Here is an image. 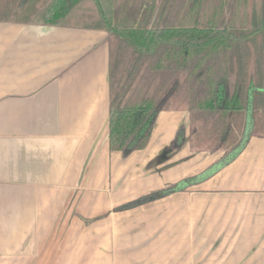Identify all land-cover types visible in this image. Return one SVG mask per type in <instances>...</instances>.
I'll return each mask as SVG.
<instances>
[{
    "label": "crops",
    "instance_id": "obj_1",
    "mask_svg": "<svg viewBox=\"0 0 264 264\" xmlns=\"http://www.w3.org/2000/svg\"><path fill=\"white\" fill-rule=\"evenodd\" d=\"M83 1L0 0V264H82V234L71 232L82 224V171L103 183L120 162L152 159L108 149L113 37L100 25L68 20ZM50 9L61 22L41 19ZM183 112L161 109L146 148L167 145ZM164 162L175 164L155 166L160 184L198 174L177 153ZM213 171L159 198L164 211L143 216L157 218L153 235L133 243L128 236L125 251L153 250L158 264H264V138L248 140ZM118 205L108 207L113 216Z\"/></svg>",
    "mask_w": 264,
    "mask_h": 264
},
{
    "label": "rangeland",
    "instance_id": "obj_2",
    "mask_svg": "<svg viewBox=\"0 0 264 264\" xmlns=\"http://www.w3.org/2000/svg\"><path fill=\"white\" fill-rule=\"evenodd\" d=\"M164 1L113 0L114 24L117 27H142L146 25L151 27L154 22V26L158 27H175L189 24V21L196 13L195 10L193 14H186L188 8V5L185 4L186 0H170L168 3ZM190 1L188 0V2ZM208 1H211L209 11L214 12L217 0ZM251 2L252 0H249V4ZM163 3L164 8L162 7L160 11L158 9L157 15L151 18L154 10L156 11L157 7ZM77 6L76 12L73 13L76 17L72 15L73 18H69V21L73 23H82L83 21L87 24H96L105 28L92 0H84L79 2ZM180 7H183V9H180ZM234 8L230 12L227 10L228 5L225 2L224 15L228 17V14L232 13ZM82 11H84L83 16ZM232 31L235 37H240L249 33L250 27L248 24L236 25L232 28ZM112 37V52L109 64L110 106L111 100L112 104L116 103L120 101L123 94H127L126 96L130 98H136L132 101L138 102L137 100L140 98L158 93V102L163 108L170 107L184 111L183 119L185 122L178 127V130L180 127L183 128L184 133L182 136L187 139L180 151L173 153V155L177 153V157L180 161L182 160V164L189 165V167L199 166L198 174L207 168L211 169L220 157L229 152L230 147L237 142L245 122L250 121L249 130L251 135L248 140L251 144L264 138V91L262 90L264 89V29L249 37L228 41L230 47L224 51L226 53L225 62L227 61V63H225V66L227 67V74L230 76L232 84L240 86L238 93L243 99L241 101L248 100L247 97L252 101L249 103L252 107V118L250 120L247 115L246 119L245 111L243 114H241L242 112H237L239 117H237L236 122H231L233 129L228 135L225 148L214 153L211 151L217 144L219 129L224 127L227 122L219 119L216 115H210L205 110L191 108L192 106H190L191 99L199 101L198 99H202V95H204L202 86L199 83L201 84L206 75L210 74L211 70L207 72L206 66L212 57L206 56L205 59L203 58V60L201 59L202 61L198 62V55L191 52L189 61L177 71L159 70L154 67L157 61L156 55L141 56L123 37L115 33H112ZM218 56L220 60H224L223 55L218 54ZM198 71H201L200 78L202 80H199L197 75H195ZM174 79L177 81L176 88L173 87L176 82ZM167 86L172 87L173 91L167 90ZM130 88L132 91L129 92ZM159 135L160 130L158 128V132H155L154 137H159ZM154 147L150 149L145 147L141 150V153H138L144 155L143 159L152 157L145 165L141 162L133 167L130 164H126V161L123 165L120 162L116 177L113 179L111 176H104V184L101 182V178L97 182L96 178H89L90 171L85 169L82 171V224L81 226H73L71 230L74 234L79 232L82 234V264H158V260L152 257L153 250L140 249V252L135 254L133 252L134 249L128 253L123 247L128 241V236L132 238L133 243L135 236L138 237L137 239H142L143 237L146 239V237L153 235V229L156 226H154L152 220L155 221L157 218L145 220L143 216L146 215L147 217L151 211H153L152 213L159 212L161 214L164 210L161 211V206H158L160 205V199L152 200L155 210L150 207L151 201L145 202V204L139 203L131 207L132 209L129 211L117 209L126 202H133L139 199L140 196L155 189L174 183L160 184L161 182L158 179L160 175H155L154 173L157 167L170 166L175 163H170L173 160L166 163L153 162L152 160L163 148L157 150L158 148ZM251 149H254V146ZM91 150H94L93 147ZM160 157L166 159V154H162ZM121 159L122 156L120 155L119 161H122ZM133 160H135V154ZM133 160L129 159L130 162ZM157 164L159 165L157 166ZM93 166L94 162L86 163L85 168L89 169ZM173 169L171 168L169 171L173 172ZM158 184L160 186L155 187ZM110 205H118L114 209V213L116 212L114 216L118 221L114 223L113 220V224L110 219L114 217L113 211L110 208L108 209ZM115 237L120 240L118 243ZM132 253L134 255L128 258V255ZM134 256L135 258L133 259Z\"/></svg>",
    "mask_w": 264,
    "mask_h": 264
},
{
    "label": "trees",
    "instance_id": "obj_3",
    "mask_svg": "<svg viewBox=\"0 0 264 264\" xmlns=\"http://www.w3.org/2000/svg\"><path fill=\"white\" fill-rule=\"evenodd\" d=\"M166 1L168 3L170 0L164 2ZM94 2L105 29L126 39L141 56L156 55L157 61L154 64L156 69L177 71L189 61L191 51L198 55V62L202 61L203 58L205 59L206 56L212 57L206 66L207 72L211 70L210 74L206 75L204 80L200 78L201 71L195 74L199 80H202L199 85L202 86L204 95H202V99H198L199 101L191 99L190 104L191 108L205 110L210 115H216L219 119L227 122L224 127L219 129L217 144L211 152L214 153L225 148L228 135L233 129L231 122H236L237 117H239L237 112L243 114L245 111V118L247 119L248 115L251 120L252 107L249 103L252 101L249 100V97H247L248 100L241 101V95L238 93L240 86L232 84L231 78L227 74L226 53L224 51L230 47L229 40H240L264 29V0H252L250 4L249 0H217L214 12L209 11L211 1L206 0V4L205 0H191L190 2L186 0L185 4L188 5L186 14H193L195 10L196 13L189 24L175 27H158L154 26V22L151 27L150 25L117 27L113 20V0H94ZM225 2L228 5L227 10L230 12L235 7L233 12L228 14V17L224 15ZM162 7L164 8V3L157 7V11L158 9L160 11ZM51 11L54 12L55 10L43 11L40 15L41 19L52 24L61 22V16L52 15ZM246 24L250 27L249 33L235 37L232 28L236 25ZM218 54L223 55L224 60H220ZM176 84L177 81L173 84L174 88H176ZM167 90H172V87H168ZM262 90L264 91V89ZM130 91H132L131 88ZM126 95L123 94L120 101L116 103L112 104L111 100L108 115V149L120 152L123 157L147 146L157 115L163 108L158 102V93L140 98L137 100L138 102L132 101L136 98H130ZM249 127L250 121L245 122L237 142L230 147L229 152L220 157L211 169L207 168L180 182L155 189L133 202L123 204L118 209L131 208L139 203L162 198L171 192L183 190L187 184L207 179L210 173L215 172L213 169L217 170L230 163L244 148L251 135ZM183 133V128L180 127L170 143L163 147L152 161L155 163L164 162L175 151H179L187 139L182 136ZM162 154H166V159L160 157Z\"/></svg>",
    "mask_w": 264,
    "mask_h": 264
}]
</instances>
